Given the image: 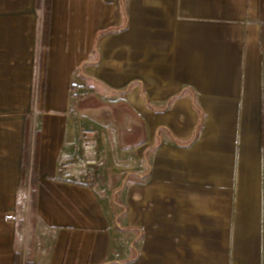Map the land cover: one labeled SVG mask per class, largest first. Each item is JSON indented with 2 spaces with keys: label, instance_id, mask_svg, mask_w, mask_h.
<instances>
[{
  "label": "crops",
  "instance_id": "0c3cea01",
  "mask_svg": "<svg viewBox=\"0 0 264 264\" xmlns=\"http://www.w3.org/2000/svg\"><path fill=\"white\" fill-rule=\"evenodd\" d=\"M44 23L0 0V264H264V0H51Z\"/></svg>",
  "mask_w": 264,
  "mask_h": 264
},
{
  "label": "trees",
  "instance_id": "16d2710c",
  "mask_svg": "<svg viewBox=\"0 0 264 264\" xmlns=\"http://www.w3.org/2000/svg\"><path fill=\"white\" fill-rule=\"evenodd\" d=\"M51 0H38V8L41 9L43 7V13L45 14V32L43 36L44 42H47V33H48V17H49V9H50ZM26 140L24 144V150L22 154V175L23 181H26L29 176V184L32 188V197L34 199L37 191V186L39 184V174H38V153H39V136L37 132L35 133V137L33 138V134L31 131V126L28 123L27 131H26Z\"/></svg>",
  "mask_w": 264,
  "mask_h": 264
},
{
  "label": "built area",
  "instance_id": "2783aa9c",
  "mask_svg": "<svg viewBox=\"0 0 264 264\" xmlns=\"http://www.w3.org/2000/svg\"><path fill=\"white\" fill-rule=\"evenodd\" d=\"M83 135L90 136V135H93V133L87 131V132H83ZM263 137H264V128H263ZM64 167L67 168V169L68 168H72V167H77L88 178H91L92 174H93L90 171L89 162L85 158H81V159L80 158H76V160H74L72 162H68Z\"/></svg>",
  "mask_w": 264,
  "mask_h": 264
},
{
  "label": "rangeland",
  "instance_id": "374dc122",
  "mask_svg": "<svg viewBox=\"0 0 264 264\" xmlns=\"http://www.w3.org/2000/svg\"><path fill=\"white\" fill-rule=\"evenodd\" d=\"M30 210H31V208H30V207H28V209H27V210H26V209H24V208L22 207V210H21V211H22V214H24V218H25V215H26L28 220H30V217H31V216H33V215H31V211H30ZM26 221H27V220L23 221V224H25V223H26ZM28 224L30 225V223H29V222H27V224H26V226H25V227L29 228V230H30V226H29ZM21 228H22V227H21ZM23 228H24V227H23Z\"/></svg>",
  "mask_w": 264,
  "mask_h": 264
}]
</instances>
